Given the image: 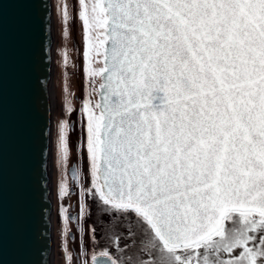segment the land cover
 <instances>
[{"label":"snow or ice","instance_id":"snow-or-ice-1","mask_svg":"<svg viewBox=\"0 0 264 264\" xmlns=\"http://www.w3.org/2000/svg\"><path fill=\"white\" fill-rule=\"evenodd\" d=\"M79 8L91 176L80 195L129 241L114 236L120 255L93 264H264V0Z\"/></svg>","mask_w":264,"mask_h":264},{"label":"water","instance_id":"water-1","mask_svg":"<svg viewBox=\"0 0 264 264\" xmlns=\"http://www.w3.org/2000/svg\"><path fill=\"white\" fill-rule=\"evenodd\" d=\"M51 42L50 0H0V264H52Z\"/></svg>","mask_w":264,"mask_h":264},{"label":"rangeland","instance_id":"rangeland-1","mask_svg":"<svg viewBox=\"0 0 264 264\" xmlns=\"http://www.w3.org/2000/svg\"><path fill=\"white\" fill-rule=\"evenodd\" d=\"M50 9L52 264H85L93 253L104 249H107L113 257L119 256L120 253L112 243L114 236L122 237L119 242L121 247L129 241L123 238L122 227L117 226L114 230L105 227L109 216L100 214L96 201L90 195L81 198V192L91 187V176L87 171L85 129L87 113L81 112L85 99V43L83 25L79 18V0H50ZM65 11L68 13L67 19ZM94 66L102 67V61ZM88 92H92L90 86ZM66 101L69 102L67 111H65ZM62 121H67L66 161L63 159L62 148L58 155ZM73 164L80 173V178L76 182L69 175ZM62 181L66 183L68 189L65 194L61 193ZM81 203H84L88 209L83 220L80 219ZM65 215L76 219L65 220ZM93 228L94 233L91 231ZM132 251H126L124 255H131Z\"/></svg>","mask_w":264,"mask_h":264},{"label":"bare ground","instance_id":"bare-ground-1","mask_svg":"<svg viewBox=\"0 0 264 264\" xmlns=\"http://www.w3.org/2000/svg\"><path fill=\"white\" fill-rule=\"evenodd\" d=\"M50 105H51V109H52V84H51V80H50Z\"/></svg>","mask_w":264,"mask_h":264},{"label":"flooded vegetation","instance_id":"flooded-vegetation-1","mask_svg":"<svg viewBox=\"0 0 264 264\" xmlns=\"http://www.w3.org/2000/svg\"><path fill=\"white\" fill-rule=\"evenodd\" d=\"M99 253V252H98ZM115 258V257H114ZM91 260H92V256L89 258V260L88 261H86L87 262V264H91Z\"/></svg>","mask_w":264,"mask_h":264}]
</instances>
